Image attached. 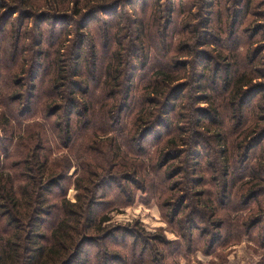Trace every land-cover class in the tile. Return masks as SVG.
<instances>
[{
    "label": "rangeland",
    "instance_id": "obj_1",
    "mask_svg": "<svg viewBox=\"0 0 264 264\" xmlns=\"http://www.w3.org/2000/svg\"><path fill=\"white\" fill-rule=\"evenodd\" d=\"M7 1L10 2L11 0ZM131 1L133 4L122 2L117 9L109 10L110 12H103V10L98 12L95 21H91L87 27L84 26L80 30L77 29V25L83 23V21L86 25L87 22L77 16L71 6L66 11L69 16L66 18V24L63 25L62 22L57 24V20H53V26L57 25L55 32H52L50 27L51 21L43 24L42 28L47 41L43 43L42 47H39L38 42L34 40L35 36L38 37L36 25L40 21L42 13L53 14L54 7L50 3L45 7L43 6L41 10H37L33 18L20 20L19 13H16L8 21L9 25L0 32V46L3 44L5 47L13 44L12 32L14 31L13 34L15 35L17 29L11 28H13V25L17 28L20 21L23 23L21 34H23V31L28 30L27 36L23 35L27 38L19 49L21 52L19 55L20 70L14 79V85H17L15 94L21 93L22 95V98L16 103L18 112L21 113L22 108L29 104L31 110L24 118H20L18 114L19 118H10L6 114L8 109L0 106V150L3 151V145H6L8 152L10 155L12 154V156L8 155L0 159V167L2 168L16 159L14 155L15 146L23 135L24 128L32 124L43 129V136L52 164L62 165L66 169L65 172H62L66 175V178L62 181L61 189L54 188V195L50 199L51 204L60 203L64 198L76 202L77 196L85 193L83 188L86 189L92 182L91 187L97 193L95 207H93L96 220L90 225L91 228L85 231L79 255L76 257L74 264H264V248L255 241L249 240L248 237H243L239 243L233 245L219 243L213 251L210 250L212 253H207L209 251L207 246L210 236H206L204 240H201L198 238L199 232L195 231L194 236L188 238L190 237L188 229L192 225V220L182 221V218L187 217L186 212L190 211L191 208L182 210L180 216L178 215L179 218L177 219L179 220H177L176 225L170 223L172 216L175 214L176 205L174 204L180 200L182 192H187L184 190L187 181L186 175L179 173V169L184 165L183 159L185 158L179 156V158L171 160V155H175L176 150L179 148L180 139L184 134L180 130L186 127L183 117L189 115L187 110H184L180 104L184 105L189 98L191 100L192 95L195 93V84L189 86L184 95L177 101V107L170 115L172 125L168 123L166 127L155 128L149 135L141 139L143 146L138 154H135L136 148H134V145L131 147L123 145V140L116 131L109 134L101 131V125L93 116L90 121L92 123H90L74 113L71 116L70 134L67 133L65 137L64 131L66 129L64 127L66 115L69 111L68 103H64V100L61 102V100L52 98L49 87H51V77L57 71L70 74L77 65L81 70L82 64L85 63V61H81L76 64L68 55L67 58L63 56L67 54L68 47L70 48L72 42L76 39L78 34L76 31H81V34H84L91 44L97 45L96 50L100 55L96 70L94 72L90 71L92 75H89L87 71L88 68L89 70L91 68L89 64L88 68L84 69L86 75L77 78L78 80L83 79L81 81L88 80L90 82V89H86L81 82L82 90L86 89L90 93L91 90L100 85L98 82L104 76V69L114 51L120 52L118 44L113 39L125 37L124 40H128L133 35L130 34L133 29V22L138 21L141 23L142 20L138 17H149L158 2L161 3V9L156 14L160 25L158 50L150 52L151 46H147L143 52L138 54L139 58L136 55L134 74H131V70L134 68L129 69L127 72V75H134L132 96L126 100L127 106L122 111V115L120 116L117 113V119L120 122L114 120L113 128H133L131 125L135 124V120L141 113L145 97L149 93L148 83L151 79H154L153 71L160 69V65L168 62L163 57L169 42L174 44L175 47L178 46L176 48L177 52L169 54V56L173 54L174 64L178 65L181 61L190 63L187 69L184 70L187 77L191 76L193 68L196 69V65H191V62L198 63L201 61L200 59L203 61L204 57L213 59L212 64L207 62L212 70L218 71L216 78L219 80L216 83H211L213 86L218 85L222 88L225 73H228V71L225 72L226 64L231 65L229 70L231 74H239L241 71L246 70L249 65H252L250 66L251 69L259 68L264 71V0H253V5L248 10L244 6L245 0ZM209 2L212 3L210 8L208 7ZM208 16L213 20V23H210V28L205 22ZM153 19L156 18L153 17ZM217 21L223 23L219 24ZM142 22L143 27H147L146 22ZM110 23H113L111 31L114 37L112 39L105 38L102 35ZM212 27L219 29V31L215 30L220 38L219 44L208 43L206 46L201 47L202 39L205 38L211 41L209 35L214 33ZM162 28L163 32H160ZM181 37H184V39L181 40ZM54 41H58L63 47L58 54L55 52ZM136 45L140 48L139 51L143 50L141 41ZM11 51L12 49L8 48L10 54ZM198 51L201 52L199 58L198 55L194 56ZM88 53L87 59L91 61V56ZM222 53L230 54V58L226 61L222 60ZM2 54L0 48V58ZM1 59L3 60V58ZM8 65L7 62L2 63L0 61V67L3 69ZM200 71H202V68H200ZM208 73H211V71ZM19 79H23V81L20 82ZM77 79L75 80L79 83ZM32 82L36 85V92L29 101L28 95L32 91L30 87ZM185 82L186 79H183L177 81L176 84ZM253 82L262 84L259 86L264 88V76L256 78ZM70 83L73 84L71 80ZM0 84L3 85V81ZM0 88L2 90L0 92L1 101V94L6 96L8 90L6 85L4 88L3 86H0ZM248 90L251 95L255 96V93H257L256 88L253 91L252 89ZM59 91V94L62 93L63 97L70 95V91H67V93L63 92L64 90ZM210 92L215 95L217 92L221 93V90L218 89L215 92L211 90ZM96 93L99 94L98 91ZM71 96L81 103H84V97H87L81 92ZM251 98L253 96L248 99L251 100ZM117 100H120V96L110 100V103H113V108L119 103ZM59 103L62 106L61 111L54 116L47 117L50 109L59 105ZM187 104L191 106L190 103ZM263 105L264 92H259L252 102L241 105V115L234 116L232 106L221 109L224 116L228 115L224 129L229 128L231 131H236L238 116L241 117V123L243 124L245 117L247 118L253 112L258 114ZM199 107L205 108L208 107V104L202 103ZM194 115L191 114L192 117ZM197 117L199 115L194 117V122ZM8 120L14 127H19L12 135L11 132L5 133L4 131L5 123ZM186 128H190V126ZM204 132L208 133L206 129H204ZM173 138L176 139L177 145H175V141H169ZM2 139L7 141L4 143ZM184 147H181V149L183 150ZM235 150L238 151L236 148ZM122 153L126 155L130 163L134 162L140 165L139 174L134 172L135 165L129 166L127 169L119 166L115 167L117 162L122 161L121 157H116V155ZM209 153L210 151L203 146L195 178L201 177L206 181L208 177L212 176L211 173L203 169H208V157L206 156L210 155ZM109 157L110 161L106 162ZM212 160L214 163L221 162L220 156L215 159L212 158ZM166 162L167 164L164 165L163 163ZM142 165L145 171L141 170ZM158 166H163V168ZM49 172L61 173L54 167H51ZM110 173L114 175H112L113 177L117 178L116 176H118L121 179L118 182H107L102 186L103 183H100V179L107 177ZM165 173L169 175V179ZM122 179L126 180L122 181ZM145 179L146 182H149L150 179L153 181L152 186L146 191L138 188ZM198 183L197 180V183L193 182L190 185L189 197L192 194H197L193 193L197 189H202L198 186ZM77 184L82 189H79ZM177 186L180 190H175ZM169 204L170 206H165ZM186 205L192 206L190 199L184 204V206ZM245 213L241 212L242 215ZM104 216L107 217L106 221L101 220ZM46 219L40 233H48L47 228L53 221V216ZM193 219L200 223L202 221L201 214L194 215ZM200 225L201 228L205 226L202 223Z\"/></svg>",
    "mask_w": 264,
    "mask_h": 264
},
{
    "label": "trees",
    "instance_id": "obj_2",
    "mask_svg": "<svg viewBox=\"0 0 264 264\" xmlns=\"http://www.w3.org/2000/svg\"><path fill=\"white\" fill-rule=\"evenodd\" d=\"M122 2L132 3L131 0H11L10 2L0 0V32L6 29L9 25L8 21L16 13H19L20 20L33 18L37 10H41L43 6L45 7L50 3L54 7L53 14L42 13L40 21L36 25L38 37L35 36L34 40L38 42L39 47H42L43 43L47 41L42 28L43 24L51 21L50 27L52 32H55L57 25L53 26V20L56 19L57 24L59 22H62L63 25L66 24V18L69 17L66 11L71 6L75 14L87 22L86 25L84 21L77 25V29L80 30L84 26L87 27L91 21H95L98 12H102V10L103 12H110L109 10L117 9ZM160 4L159 2L155 4L154 11L149 17L144 16L146 21L143 20V17H138L146 22L147 27H143L142 21L141 23L134 21L130 33L133 35L128 40H124L125 37L113 39L118 44L120 52L114 51L104 69V78L101 77L98 82L100 85L91 90L90 93L86 90L90 89V82L88 80L81 81L83 79L78 80L77 78L84 76V69L88 68L89 64L91 68L90 70L88 68L87 71L89 75H92L91 72L96 70L100 55L96 50L97 45L91 44L89 39L81 34V31H76L78 33L76 39L70 48L68 47L67 54L63 56L67 58L68 55L76 64L81 61H85V63L82 64L81 70L77 65L70 74L57 71L51 77V87H49L52 98L68 103L69 111L65 119L64 128L66 130L64 135L66 137L67 133L70 134L71 116L74 113H77L79 118H85L88 122L93 116L101 125V131H105V134L116 131L118 136L122 138L123 145L125 147L134 145L135 154H138L143 146L141 139L149 135L155 128L166 127L168 123L172 125L170 115L177 107V101L184 95L189 86L195 84V93L191 100L190 98L187 100L191 106H188L187 103L180 104L189 114L183 118L186 127L190 126V128L180 129L184 134L180 139L179 148L176 147L178 150H176L175 155H171V160L179 158V156L185 158L179 173L186 175L187 181L184 190L187 192H182L180 200L174 204L176 205L175 214L170 223L176 225L182 210L191 208L190 211L186 212L188 218H182V221L192 220V225L188 229V235H190L188 238L194 236L195 231L199 232L198 238L201 240L210 236L207 253H212L214 247L219 243L233 245L239 243L243 237H248L249 240L255 241L264 248V105L258 114L253 112L247 118L245 117L243 124L241 117L238 116L236 131H231L229 128L224 129L228 115L224 116L221 113V109L232 106L233 115H241V105L252 102L259 92H264V88L259 86L262 84L253 82L256 78L264 76L262 69H251L250 66L252 65H249L246 70L239 74H231L229 72L231 65L226 64L225 72L228 71V73H225L222 88L218 85L213 86L212 84L219 80L216 78L218 71L212 70L209 66L213 59L204 57L203 61L200 59L201 61L198 63L191 62V65H196V69L193 68L191 76L187 77L184 70L190 63L181 61L178 65L174 64L173 54L177 52L178 46L175 47L169 42L163 57L168 62L160 65V69L153 71L154 79L148 83L149 93L145 97L141 113L135 120V124L131 125L133 128L116 129L112 126L114 120L120 122L117 119V113L122 115V111L127 106L126 100L132 96L134 75H127V72L134 68L131 70V74H134L136 55L139 58L138 54L143 52L147 46H151L150 52L158 50L160 25L156 14L161 9ZM252 5L253 0H245V9H250ZM208 7H212V3L209 2ZM205 22L209 27L213 20L208 16ZM112 26L113 23H110L103 31L102 35L105 38L112 39L114 37L111 31ZM22 27V21L17 28L13 25L11 29H17L15 35L13 34L14 31L12 32L13 44L5 47L3 44L0 46L3 52L1 57L3 60L0 58V61L9 64L5 69L0 67V82L3 81V85L0 84V86L4 88L6 85L8 90L6 96L1 94L0 106L8 109L6 114L10 118L18 117L17 114L20 118H24L31 110L30 104L23 107L21 113L16 107V103L22 98V95L21 93L15 94L17 85H14V79L20 70L19 55L21 52L19 49L27 38L23 35L27 36L26 33L28 32L26 30L21 34ZM212 28L214 33L215 30L219 31V29ZM160 32H163V28ZM214 33L209 35L211 41L204 38L200 46H206L208 43L219 44L220 38ZM182 39L184 37H181ZM90 40L92 41V39ZM139 41L143 46L142 51H139L140 48L136 45ZM53 43L55 52L60 53L63 49L61 44L58 41ZM8 48L12 49L11 54L8 52ZM55 52L53 51L54 54ZM87 53L91 56V61L87 59ZM170 53H173L172 56H169ZM199 53L201 52H196L194 56L198 55L199 58L201 55ZM229 58L230 54H221L222 60L226 61ZM209 71L211 73H208ZM183 79H186L185 83L176 84L177 81ZM21 80L23 81V79H19L20 82ZM70 80L73 84L70 83ZM81 82L86 89L82 90ZM84 82L89 84L86 85ZM246 86L247 88H245ZM30 87L32 91L28 95L29 101L36 92L34 82L30 84ZM255 88L257 90L255 96L249 94L248 89L253 91ZM218 89L221 90V93L211 94V90L215 92ZM59 90H64L65 93L70 91L71 93L69 92L68 97H63L62 93L59 94ZM97 91L99 94L96 93ZM80 92L87 96L84 97V103L71 96ZM117 96H120V100H117L119 103L117 102L118 104L113 108V103H110V100L117 98ZM250 96H253L251 100L248 99ZM202 103L208 104V107L200 108ZM146 106L150 107L147 108ZM61 109L62 106L59 103L50 109L47 117L54 116ZM191 114L195 115L192 117ZM196 115L199 117L194 122L193 119ZM17 128L19 127H14L8 120L5 123L4 131L5 133L11 132L12 135ZM204 129L210 135L205 133ZM6 141V139L3 140L4 143ZM169 141H175V145H177L176 139L173 138ZM203 146L210 151V155L206 156L208 157V169H203L211 173L212 176L208 177L206 181L204 178L194 177L198 172V162ZM181 147L184 149L182 150ZM15 148L16 159L8 165L0 167V264H74L79 255L82 237L96 220L93 207H95L97 193L91 187L92 182L89 187L83 188L85 193L78 195L76 202L64 198L60 203L51 204L50 199L54 195V188L61 189L62 181L66 178L62 172H65L66 169L62 165L52 164L43 136V129L37 125H27ZM235 148L238 150L237 152ZM8 155L12 156L8 152V147L3 145V151L0 150V159ZM119 156L122 161L117 162L115 167L127 169L129 166L135 165L134 172L140 173V165L134 162L130 163L123 153L116 155V157ZM218 156H220L221 162L214 163L212 158L215 159ZM109 161L110 157L106 162ZM167 162L163 164L166 165ZM51 167L57 168L61 173L49 172ZM158 167L163 168V166ZM141 170H144L143 165ZM84 171L86 174V169ZM112 175L110 173L107 177L100 179V183H103L102 186L107 182H118L121 179V177L116 176L117 178H115ZM167 177L169 179V175ZM125 180L122 179V181ZM197 180L198 186L202 189H197L193 192L197 194H192L189 197L190 185L193 182L197 183ZM152 184L151 179L149 182H146L145 179L141 184L142 187L139 185L138 188L146 191ZM77 187L82 189L78 184ZM175 190L180 189L177 186ZM188 198L191 200V207L189 205L184 206L188 202ZM165 206L168 207L170 204ZM241 212L246 213L242 215ZM198 214H201L202 221L200 223L205 224L203 228L200 227V223L193 219L194 215ZM50 216H53V221L47 228L48 233H40L46 218ZM101 220L106 221L107 217L104 216Z\"/></svg>",
    "mask_w": 264,
    "mask_h": 264
}]
</instances>
